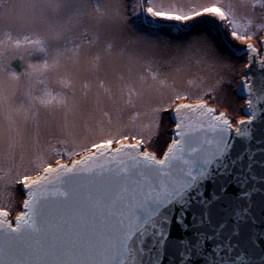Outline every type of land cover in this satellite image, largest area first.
<instances>
[{"label": "snow or ice", "instance_id": "1", "mask_svg": "<svg viewBox=\"0 0 264 264\" xmlns=\"http://www.w3.org/2000/svg\"><path fill=\"white\" fill-rule=\"evenodd\" d=\"M120 4L0 0V196L10 184L26 196L14 224L0 206V264H264V40L248 43L264 0H147L148 17L179 22L173 39L203 33L174 45L129 35ZM225 25L246 57L235 127L203 102L212 88L193 96L153 69L174 48L222 85ZM164 114L172 139L157 158L145 146Z\"/></svg>", "mask_w": 264, "mask_h": 264}, {"label": "rangeland", "instance_id": "2", "mask_svg": "<svg viewBox=\"0 0 264 264\" xmlns=\"http://www.w3.org/2000/svg\"><path fill=\"white\" fill-rule=\"evenodd\" d=\"M157 2H162L165 7H168L174 3L177 7H183L184 9H187L191 6L207 4L210 2V0H157ZM138 4L141 5V8L136 7ZM147 6V0H121V18L119 20V24L125 27V30L129 35H132L133 33L152 35L154 33V39L157 37H166L170 39L172 41V44L174 45L177 43H187L189 40L194 39L197 35L203 34L202 32L193 31L190 35L187 36L185 40L173 39L177 35L174 26L179 22L148 17L147 14L142 11V8H146ZM260 11V9H256L257 15L254 18L253 26L249 29L250 32H255L256 35L252 40L248 41V43H251L258 50H260L259 40L261 39L264 32V27H261L258 31L256 29V24L264 23V19H261L259 15ZM137 17H139V19H137ZM197 19H210V21L213 22L211 24L215 26L212 27V25L210 24L200 23L199 26L196 25L197 29L200 28L204 31L211 30L214 34L216 33V27L219 24L218 21H215L213 18ZM149 20H152L153 23H147V21ZM140 22L143 23L147 28L141 27ZM204 24L206 25V28L203 27ZM148 27L151 29H148ZM163 28H169L168 30H171L172 35L168 36V30L165 31L163 30ZM220 33V35L224 37V39L218 46V51L227 64L234 66L226 73L222 74L225 81L222 85H216L218 77L215 73L204 70L203 67L198 66L194 62V60H182L180 55L174 48H169L165 56L161 58L159 65H153V69L156 70L157 68H159V71L162 74L167 75L169 82L174 83L175 87L178 90L187 91L193 96L200 95L202 90L212 88V92L210 94L204 95L203 101L208 105L216 108L218 111L224 112L229 116L230 119L233 120V122H235L243 118L242 109L244 107V101L240 97L236 96L234 94V91L236 90L238 83L242 78L243 68L246 63V57L244 55L236 57L232 54V51L226 52L222 50L221 46L223 44L229 48L230 42L233 48L239 50L243 49L244 45L240 44L238 41L231 40L230 35H228V29L226 25L222 26ZM173 57L176 58L173 59ZM166 59H171V64L165 63ZM23 66L24 62L20 61V70L23 69ZM177 69H179V71H177ZM141 71H143V69H141ZM201 78H203V80ZM189 79L194 80L195 83L189 85L187 83ZM213 97L215 99H213ZM179 102L194 103L198 101L196 99L178 100L174 104H172V108ZM128 115L129 113L124 114V122L127 121ZM172 127L173 124L168 120V115L164 114L163 120L159 128L156 130L157 134L154 135L150 143L145 146L147 150L154 151L157 157H160L171 139L170 132ZM147 135V133H144L145 138H147ZM51 142L53 144L56 143L55 135L51 137ZM127 142L134 141L129 140ZM57 146L59 147V145ZM78 157L79 156H73L71 159L62 158L60 162L69 163L72 159ZM45 158L49 159L53 163V166L55 165L54 158H51L49 156H46ZM19 186L20 185L15 184L7 185L3 189V195L0 196V206H4L8 209L9 216L11 218H13L17 212L21 211L23 193L19 190Z\"/></svg>", "mask_w": 264, "mask_h": 264}, {"label": "water", "instance_id": "3", "mask_svg": "<svg viewBox=\"0 0 264 264\" xmlns=\"http://www.w3.org/2000/svg\"><path fill=\"white\" fill-rule=\"evenodd\" d=\"M261 40H264V32H263V35H262V37H261V39L259 40V45H260V41ZM229 49L232 51V54L234 55V56H236V57H239V56H243V55H241L240 53H239V51H238V49H235V48H233L232 46H229ZM261 55H264V50H261ZM14 64L15 63H18L19 64V66H20V61H14L13 62ZM250 72H255L256 71V65H253L252 66V68L249 70ZM244 72H245V67L243 68V74H244ZM239 83H240V81H239ZM239 83H238V86H237V88H236V90L234 91V94L236 95V96H238V97H240L241 99H243V101H244V97H243V95H241V94H239L238 93V87H239ZM199 102V101H198ZM204 102V101H203ZM179 103H190V104H194V103H197V102H194V103H191V102H179ZM206 103V102H205ZM178 104V103H177ZM209 107H212V106H210V105H208ZM175 106H173V108H174ZM212 108H214V107H212ZM215 110H216V112L217 113H220L221 111H218L216 108H214ZM243 109H244V107H243ZM243 109H242V114H243ZM171 111V110H170ZM227 115V114H226ZM227 117L229 118V116L227 115ZM243 118H245L244 117V115H243ZM168 120L173 124V122H172V120H170L169 119V117H168ZM229 120L230 121H232V123H233V127H235L236 126V122L238 121H235V122H233V120L232 119H230L229 118ZM240 120V119H239ZM174 126V125H173ZM172 129H173V127H172ZM172 129H171V132L170 133H172ZM171 139H172V136H171ZM171 139H170V141H171ZM169 141V142H170ZM128 143H133V142H128ZM113 147H115V146H113ZM167 148V147H166ZM239 148V144H237V149ZM166 150V149H165ZM164 150V151H165ZM163 155V154H162ZM162 155L160 156V157H157V158H162ZM76 159H80V157H78V158H74V159H72V160H76ZM72 160L69 162V163H67V162H61V163H67V164H71V162H72ZM55 166V165H54ZM19 190L23 193V201H24V199L26 198V196H25V192H24V190H22V186L20 185L19 186ZM23 201H22V204H21V211L23 210V207H22V205H23ZM20 211V212H21ZM20 212H17L16 214H15V216H14V218L12 219V220H10L9 219V216L7 217V219L10 221V222H12L13 224L15 223V218H16V216L20 213ZM174 234H176L175 232H174Z\"/></svg>", "mask_w": 264, "mask_h": 264}, {"label": "trees", "instance_id": "4", "mask_svg": "<svg viewBox=\"0 0 264 264\" xmlns=\"http://www.w3.org/2000/svg\"><path fill=\"white\" fill-rule=\"evenodd\" d=\"M205 20H210V19H205ZM207 24H210V25H212V27H215V26H213V24H211V23H213L212 21H210V22H206ZM198 26L200 25V24H197ZM140 26L141 27H144V28H147L143 23H141L140 22ZM204 28H206V25L204 24V26H203ZM148 29H151V28H149L148 27ZM153 29H155V28H153ZM152 29V30H153ZM169 28H163V30H165V31H167ZM200 29V28H199ZM221 34V33H220ZM233 47V46H232ZM221 48H222V50H224V51H226V52H230L231 50L227 47V46H225V45H223L222 44V46H221ZM69 162V161H68Z\"/></svg>", "mask_w": 264, "mask_h": 264}, {"label": "built area", "instance_id": "5", "mask_svg": "<svg viewBox=\"0 0 264 264\" xmlns=\"http://www.w3.org/2000/svg\"><path fill=\"white\" fill-rule=\"evenodd\" d=\"M13 218H14V217H13ZM13 218H11V217L9 216V219H10V220H12Z\"/></svg>", "mask_w": 264, "mask_h": 264}]
</instances>
